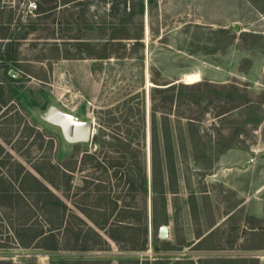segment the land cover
<instances>
[{
  "label": "rangeland",
  "instance_id": "374dc122",
  "mask_svg": "<svg viewBox=\"0 0 264 264\" xmlns=\"http://www.w3.org/2000/svg\"><path fill=\"white\" fill-rule=\"evenodd\" d=\"M139 1L118 0L111 15L109 0H83L84 9L60 3L40 23L42 29L19 46L15 63L0 60V146L2 156L21 164L76 214L74 203L100 220L91 206L101 209L107 203L111 208L117 200L118 207L129 206L135 224L146 207L147 249L120 252L113 245L108 252L88 253L21 249L7 240L6 227L0 225V239L7 247L0 250V262L225 264L227 259L246 257L264 264V250H243L264 243V229L258 236L248 233L251 226L264 227V0H143L142 15ZM0 5L12 8L14 25L27 23L34 9L29 0H1ZM124 8L132 14L129 18ZM82 9L85 22L76 26L69 17L80 15ZM112 37L124 39L120 46L108 48V59L61 58L76 55L71 38H81L80 43L88 46L83 54L100 56L101 46ZM6 49L0 41V58ZM193 73L200 75L197 83L211 84L215 95L202 125L188 126L173 115L166 119L178 172L177 187L165 198L167 222L161 225L169 228L170 237L162 241L161 226L151 225L149 91L152 81L177 83ZM231 88L238 90L239 98ZM237 105L227 116L213 119L220 109ZM58 112L93 124L87 144L62 138L51 117ZM163 118L156 116L160 142ZM108 119L116 123H106ZM115 136L130 142L129 147H113ZM98 137L100 143L95 144ZM90 157L113 166L108 180ZM144 171L146 202L137 189V174ZM103 194L109 198L99 203ZM160 202V197L154 202L159 220ZM34 221L43 224L40 217Z\"/></svg>",
  "mask_w": 264,
  "mask_h": 264
},
{
  "label": "trees",
  "instance_id": "16d2710c",
  "mask_svg": "<svg viewBox=\"0 0 264 264\" xmlns=\"http://www.w3.org/2000/svg\"><path fill=\"white\" fill-rule=\"evenodd\" d=\"M33 1L34 9L30 10L28 14V22L22 24L17 21V25L12 23L13 10L11 7H4L0 5V30L3 35L0 36V41L5 44L6 54L2 55L1 61L7 63H15L17 61V50L19 46L28 39L31 34L42 29L43 20L48 18L49 14L57 9V5L62 3L63 6L71 4L72 8L87 6L82 3L83 0H29ZM112 3L110 15L116 11L118 0H109ZM1 2V0H0ZM139 13H143V0L138 2ZM81 14L70 15L72 24L78 26V21L85 22L84 10ZM124 12L126 9H123ZM125 14L128 18L131 13ZM6 22H3V21ZM12 29V30H11ZM81 38H71L73 40L72 46H75L76 55L66 54L61 57L64 60H75L86 57L87 59H108L111 55L108 48L120 46L121 40L124 38H109L101 46L103 50L102 55L95 56L94 54H83L88 51L82 52L83 48L87 45L80 43ZM127 39V38H125ZM140 40V38H135ZM11 79V78H10ZM154 88H150L149 99L150 106V123H151V150H150V188H151V225L152 227L161 226L167 222V203L166 194L174 193L177 187V172L178 166L175 157V148L172 142V133L166 123L167 117L170 115L175 118L186 120L188 126L202 125L203 117L209 113V106L212 104L211 97L215 95L211 91L215 89L211 84L200 82L192 85H184L182 83H169L165 85H158L154 81L152 83ZM162 86V88H158ZM227 90L223 89V91ZM236 97L238 90L231 88ZM223 94V93H222ZM211 95V96H210ZM227 97V96H226ZM247 105V103L243 104ZM192 107L196 109L180 108ZM237 105L230 110L220 109L217 113L213 114V119L223 118L227 113L239 108ZM188 113V116H185ZM157 114L164 115L163 118V138L164 141L160 142L158 134V125L156 116ZM106 123L113 124L114 120L108 119ZM116 123V122H114ZM96 138V137H95ZM98 139L94 140L95 144L100 143ZM116 138V139H115ZM112 139V145H122L125 150L129 147L130 142H122L123 139L116 137ZM201 140L200 137H197ZM203 139V138H202ZM204 142V140L202 141ZM207 142H210L207 140ZM112 147V148H113ZM123 148V149H124ZM122 149V148H121ZM3 148L0 146V225L6 227L8 237L7 240H12L13 244L21 249H36L44 252H107L109 251V242H112L121 252H144L147 249V218L146 207L143 209V217H138L137 223L132 224L134 216L129 206L118 207V201L112 204V207L98 209L91 206L90 210L100 213L102 221L92 218L91 213H88L84 208L74 203L76 212L65 204L60 198L55 195L48 186L44 185L37 178L26 171L21 164L12 161L8 155H3ZM117 153V152H116ZM161 154L162 157H161ZM86 157V156H85ZM84 157V158H85ZM97 159V158H96ZM96 159L90 157L91 162L96 163V168L102 171L105 179L108 180L107 172L113 169V166H106V162L100 165ZM85 160V159H84ZM47 184L55 190L58 187L49 178H44ZM139 185L137 186L138 193L142 194L144 201L147 199V177L145 171L143 175L137 174ZM132 188L131 180L128 181ZM65 185L67 193L70 191V182L67 178ZM59 191V190H57ZM133 191V189H132ZM62 196L70 201L68 194L63 193ZM160 197L162 219L159 220L157 216V208L154 202ZM109 195L103 194L98 197L97 201H107ZM134 199V198H133ZM87 218L90 225L79 217V215ZM135 215V214H134ZM138 216V215H136ZM35 217L43 219V224H37ZM72 220V222H69ZM264 227L261 224L251 226L248 228V233H252L253 237L258 236ZM6 240V241H7ZM261 244V243H260ZM0 250H7L4 241L0 239ZM244 251H262L264 250V243L258 246H247L243 248ZM225 264H258L255 258H231L227 259ZM0 264H6L0 262ZM158 264H163L162 262ZM181 264V262H176Z\"/></svg>",
  "mask_w": 264,
  "mask_h": 264
},
{
  "label": "water",
  "instance_id": "95a60500",
  "mask_svg": "<svg viewBox=\"0 0 264 264\" xmlns=\"http://www.w3.org/2000/svg\"><path fill=\"white\" fill-rule=\"evenodd\" d=\"M11 76H14L11 74ZM184 80H180L177 83H182ZM199 82V81H198ZM152 84V88H154ZM54 114L58 116L60 119L66 120V122H54V124H57L62 128L63 135L65 139L68 142H71L73 144L76 143H86L91 139V136L93 134V126L91 123L87 122H77L73 117L65 115L63 113H52L51 117L54 118ZM62 117V118H61ZM63 121V120H62ZM158 238L162 241H167L169 239V228L167 226H161L158 230Z\"/></svg>",
  "mask_w": 264,
  "mask_h": 264
},
{
  "label": "bare ground",
  "instance_id": "6f19581e",
  "mask_svg": "<svg viewBox=\"0 0 264 264\" xmlns=\"http://www.w3.org/2000/svg\"><path fill=\"white\" fill-rule=\"evenodd\" d=\"M183 80H184V83L187 85L194 84V83H197L198 81H200V75L198 73L187 74V75L183 76ZM149 86H151V85L149 84ZM56 118H57V120H55ZM54 121L55 122H61V123L66 122V120H64V119H61V121H60V119L58 118V116L56 114H54Z\"/></svg>",
  "mask_w": 264,
  "mask_h": 264
},
{
  "label": "flooded vegetation",
  "instance_id": "af4514ba",
  "mask_svg": "<svg viewBox=\"0 0 264 264\" xmlns=\"http://www.w3.org/2000/svg\"><path fill=\"white\" fill-rule=\"evenodd\" d=\"M53 120H54V118H53ZM55 120H57V118L55 119ZM55 122V121H54ZM55 125H57V124H55ZM92 126H93V124H92ZM57 127H58V129H59V131H60V135L62 136V138L64 139V140H66L65 139V137H64V135H63V131H62V128L60 127V126H58L57 125ZM92 136H93V134H92ZM91 136V137H92ZM89 142V141H88ZM88 142H86V143H81V144H87ZM77 144V143H76Z\"/></svg>",
  "mask_w": 264,
  "mask_h": 264
},
{
  "label": "crops",
  "instance_id": "0c3cea01",
  "mask_svg": "<svg viewBox=\"0 0 264 264\" xmlns=\"http://www.w3.org/2000/svg\"><path fill=\"white\" fill-rule=\"evenodd\" d=\"M169 237H170V236H169ZM168 240H169V239H168ZM201 242H202V240L199 241L198 243H201ZM198 243H197V244H198ZM112 245H113L114 247H116L112 242H109V248L113 247ZM109 251H110V249H109ZM118 251H119V250H118ZM107 252H108V251H107ZM120 252H121V251H120ZM83 253H88V252H83ZM109 263H110V262H109Z\"/></svg>",
  "mask_w": 264,
  "mask_h": 264
}]
</instances>
